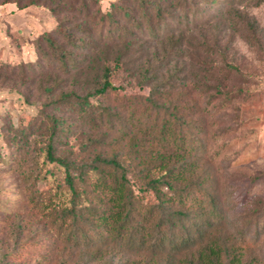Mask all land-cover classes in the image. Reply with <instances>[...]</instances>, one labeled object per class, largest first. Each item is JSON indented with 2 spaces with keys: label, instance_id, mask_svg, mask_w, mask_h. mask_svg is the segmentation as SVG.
Returning <instances> with one entry per match:
<instances>
[{
  "label": "trees",
  "instance_id": "1",
  "mask_svg": "<svg viewBox=\"0 0 264 264\" xmlns=\"http://www.w3.org/2000/svg\"><path fill=\"white\" fill-rule=\"evenodd\" d=\"M101 1L0 0L56 19L36 39L37 61L0 63L1 84L33 79L46 97L29 123L43 130L44 159L20 188L50 263L264 264V198L232 215L237 200L211 151L235 96L232 31L264 51V28L242 8L264 0ZM220 2L223 13L208 16ZM120 73L148 92L121 94ZM14 217V245L32 244L17 234L26 215Z\"/></svg>",
  "mask_w": 264,
  "mask_h": 264
},
{
  "label": "rangeland",
  "instance_id": "2",
  "mask_svg": "<svg viewBox=\"0 0 264 264\" xmlns=\"http://www.w3.org/2000/svg\"><path fill=\"white\" fill-rule=\"evenodd\" d=\"M126 1L133 6L134 0ZM110 2L102 0V9L107 10ZM225 7L223 2L212 5L208 16L221 15ZM242 8L264 28V4ZM13 9L12 5L0 4V63L16 66L37 61L36 39L43 31L55 28L56 19L41 6ZM202 29L199 27L194 32L188 44L190 41L197 43L194 39L203 37ZM241 32L240 29L232 31L235 34L231 61L238 69L226 84V89L234 93V100L220 115L217 126L220 138L211 147L217 156L222 181L234 192L233 197L237 200L230 212L232 215L243 209L248 199L264 198V51L248 45ZM198 54L202 59L206 58V55ZM32 75L29 73L30 79ZM15 79L0 83V264H51L53 253L42 248L43 236L34 234L40 216L30 211L20 188L21 184L25 185L24 175L28 168L44 159V155L39 154L44 144L43 130L38 124L29 128V123L39 118L46 97L39 96L33 79H25L26 84L16 76ZM114 82L124 87L121 94L148 92L147 87H140L124 73L118 74ZM27 95L31 97L30 102L26 101ZM16 128L24 139H19L20 132L17 135ZM71 135L70 141L77 147L86 141L83 132ZM14 213L26 215L25 222H22L23 231L18 230L17 234L22 243L29 239L32 244L14 245L17 221Z\"/></svg>",
  "mask_w": 264,
  "mask_h": 264
}]
</instances>
